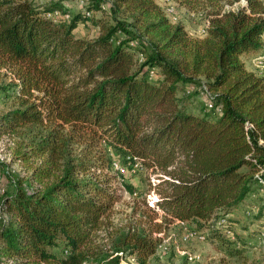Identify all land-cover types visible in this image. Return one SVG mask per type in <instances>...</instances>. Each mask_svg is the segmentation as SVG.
<instances>
[{
  "label": "trees",
  "instance_id": "16d2710c",
  "mask_svg": "<svg viewBox=\"0 0 264 264\" xmlns=\"http://www.w3.org/2000/svg\"><path fill=\"white\" fill-rule=\"evenodd\" d=\"M83 3L73 12L64 0H0V96L11 103L0 139L19 138L25 168L2 165L0 264H120L117 252L151 264L162 241L154 233L177 220L224 256L244 257L248 240L229 215L264 181V77L246 67L264 50L262 1L214 11L198 37L156 0ZM89 23L98 34L79 36ZM203 85L211 107L177 96ZM118 159L155 174L162 222L111 228L106 252L96 238L112 225L119 184L135 192Z\"/></svg>",
  "mask_w": 264,
  "mask_h": 264
},
{
  "label": "rangeland",
  "instance_id": "374dc122",
  "mask_svg": "<svg viewBox=\"0 0 264 264\" xmlns=\"http://www.w3.org/2000/svg\"><path fill=\"white\" fill-rule=\"evenodd\" d=\"M38 4H43L44 0H31ZM264 5V0H261ZM68 8L76 12L83 8L82 0H64ZM163 9L172 7L174 16L182 22L191 36H201L205 27L208 16L212 15L216 10H237L246 4V0H193L189 5H183L175 0H156ZM109 11H107L108 13ZM95 16H102L112 22V17L107 14L95 12ZM118 18L126 19L122 13L117 14ZM99 32V27L89 24H80L78 35L84 38L95 37ZM250 59H246V67L251 69ZM8 77L1 73L0 81L6 82ZM177 96L184 101L187 107L193 108L202 103V98L197 93L187 94L184 89L177 93ZM11 107V103L0 96V112ZM25 138V137H24ZM17 137H3L0 139V173H2V165L6 164L9 172L23 176L25 168L20 160H16L14 152L17 147ZM123 167V178L130 183L135 192L130 194L126 192L121 184L119 191L121 199L114 203L111 212L107 217V221L112 225L107 229L98 231L96 238L97 244L104 250H110V233L111 228H119L126 230L130 227H149L153 222H162L159 215L160 212L152 210L148 204V194L153 191L151 189L152 179L155 174L149 170L140 169L132 171L131 168L121 164ZM6 183L4 175L0 178V189ZM155 193V192H154ZM156 194V193H155ZM264 208V191L260 188L254 194L247 197L245 203L235 209L229 216L235 221L236 232L244 236L248 240L249 249L244 257L230 258L222 254V252L212 243L204 239L189 238L182 239L184 232L194 231L195 225L187 222L184 225L179 222L168 223L163 221L162 229L154 234L162 238L159 248L156 252V258L151 264H264V235L253 231L255 228L264 232V209L262 216L258 213ZM259 214V215H258ZM6 216L5 212L0 208V220ZM244 226H248V230H244ZM205 236V233H203ZM57 250V249H54ZM186 258V259H185ZM187 260V262L185 261ZM90 264V263H89Z\"/></svg>",
  "mask_w": 264,
  "mask_h": 264
},
{
  "label": "built area",
  "instance_id": "2783aa9c",
  "mask_svg": "<svg viewBox=\"0 0 264 264\" xmlns=\"http://www.w3.org/2000/svg\"><path fill=\"white\" fill-rule=\"evenodd\" d=\"M50 1H61V0H44V2H50ZM82 2H83V0H82ZM104 7H105V5H104ZM165 12H166V15L169 17V19L171 21H176L177 18H176V16H174V9L172 7L166 8ZM207 24H208V19H206L205 27H207ZM205 27L202 30L203 33L205 32ZM262 42H263V47H264V33L262 34ZM249 63L251 65V70H253L257 74H259L260 76L264 77V50L259 55H257L256 57L251 58ZM9 78H12V79H14L16 81V79L12 75H10ZM194 89H195L194 86H189L187 88V90H186V93L190 94ZM198 95H200V97L202 99H205L206 104H207L208 107L212 106L211 100L208 99V96L211 95V92H210V90H208V88L205 85H203L199 89ZM250 127H252V124L247 122L246 125H245V128L247 129V128H250ZM260 143L264 144V141L260 140ZM113 166L118 171L124 172L123 167L120 166L117 161L113 162ZM140 169H141L140 163L137 160H135V162L132 165V169L131 170L132 171H136V170H140ZM154 180L155 179H152V181H154ZM260 184H261V189L264 191V181L260 180ZM0 191L2 192V189H0ZM158 199H159V196L157 194H155L154 191H151V193L148 194V199H147L148 200V204L152 208H157ZM176 222H179L180 224H183V225L185 224L184 222L178 221V220ZM220 223H224V219H221L219 224ZM261 235H264V232H261ZM192 237L199 238V239H204V235L202 233H197V232H194V231L184 232V234L182 236V239L186 240V239H189V238H192ZM116 254L121 256L120 264H136V260H135V258L133 256L124 257L122 252H117Z\"/></svg>",
  "mask_w": 264,
  "mask_h": 264
}]
</instances>
